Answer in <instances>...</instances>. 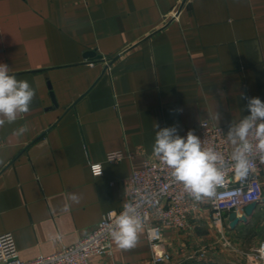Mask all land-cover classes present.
Masks as SVG:
<instances>
[{
  "label": "crops",
  "instance_id": "crops-1",
  "mask_svg": "<svg viewBox=\"0 0 264 264\" xmlns=\"http://www.w3.org/2000/svg\"><path fill=\"white\" fill-rule=\"evenodd\" d=\"M0 64L35 90L29 112L0 127V233L28 261L121 207L133 170L154 157L155 125L200 139L209 120L238 149L229 132L249 98L264 102V0H0ZM261 184L264 198V167ZM228 214L231 232L255 225L264 241V201L233 229ZM212 227L203 204L186 230L165 229L163 264H214ZM111 250L88 264H152L142 228L135 247L112 239Z\"/></svg>",
  "mask_w": 264,
  "mask_h": 264
},
{
  "label": "built area",
  "instance_id": "built-area-1",
  "mask_svg": "<svg viewBox=\"0 0 264 264\" xmlns=\"http://www.w3.org/2000/svg\"><path fill=\"white\" fill-rule=\"evenodd\" d=\"M198 131L202 148L215 151L223 162L218 163V167L222 168L224 181L217 186L214 196L199 201L194 199L181 183L173 179L170 168L155 156L146 158L142 167L133 170L128 178L121 207L103 214L86 237L75 244L61 246L53 254L24 261L18 255L12 234L0 233V264H88L91 256L111 257V229L115 220L112 214L119 215L125 205H131L141 219V228L151 250V263L163 264L168 260V255L159 249L164 230H186L203 204L210 211L211 223L218 227L222 225L224 212H237L249 203H260L263 199L261 173L264 153L255 148L257 141L254 130L247 137L253 148L245 154L249 171L243 178L236 172V162L232 159L234 153L229 148L225 128L204 120L200 122ZM120 157L118 153L108 155L109 160H118ZM94 165L100 164L91 165L92 174L97 176L93 171ZM251 264H264V241L259 244Z\"/></svg>",
  "mask_w": 264,
  "mask_h": 264
},
{
  "label": "clouds",
  "instance_id": "clouds-1",
  "mask_svg": "<svg viewBox=\"0 0 264 264\" xmlns=\"http://www.w3.org/2000/svg\"><path fill=\"white\" fill-rule=\"evenodd\" d=\"M34 96L35 90L28 81L17 80L15 74L10 73L7 64H0V127L6 122L14 123L19 116L28 113ZM247 108L250 115L229 132V139L233 143L236 138L242 142L232 156L236 162V172L241 178L248 175L245 154L252 151L253 145L247 137L253 130L257 141L255 148L264 153V102L258 97L249 98ZM155 127L159 130L156 131L152 146L153 155L171 169L173 179L181 183L184 190L198 201L214 196L217 186L224 181L222 168L218 167V163H223L221 157L211 149L202 148L200 139L191 131L186 137H181L175 127ZM27 131L25 124L14 130L13 134L23 135ZM102 170L101 165L93 166L94 174L98 176ZM112 215H115L111 229L112 239L122 249L135 247L141 228V219L135 214V209L131 205H125L119 215Z\"/></svg>",
  "mask_w": 264,
  "mask_h": 264
},
{
  "label": "rangeland",
  "instance_id": "rangeland-1",
  "mask_svg": "<svg viewBox=\"0 0 264 264\" xmlns=\"http://www.w3.org/2000/svg\"><path fill=\"white\" fill-rule=\"evenodd\" d=\"M212 230L215 232L217 240V247L215 250L219 252V254L217 252L216 257H214V264H247L246 259L248 256V264L252 263L258 248L254 237L257 233L263 234V230L257 231L255 225H246L239 228L236 232H231L223 224L218 225V227H212ZM223 253H228V258L230 259L224 258V256H222ZM235 255L237 256L231 257Z\"/></svg>",
  "mask_w": 264,
  "mask_h": 264
},
{
  "label": "water",
  "instance_id": "water-1",
  "mask_svg": "<svg viewBox=\"0 0 264 264\" xmlns=\"http://www.w3.org/2000/svg\"><path fill=\"white\" fill-rule=\"evenodd\" d=\"M87 55L88 56H94V52H89ZM262 201H264V198L262 199ZM257 204L258 203H256V202H252V203L247 204L243 208L244 214H242L240 216L237 214L236 211H231L228 214L227 219L225 220V223L228 224L230 229H233L240 222L247 223L248 222V218L247 217H250V216H252L254 214Z\"/></svg>",
  "mask_w": 264,
  "mask_h": 264
}]
</instances>
